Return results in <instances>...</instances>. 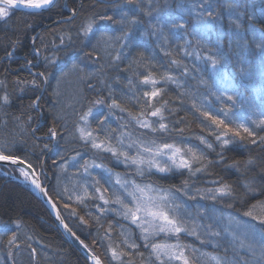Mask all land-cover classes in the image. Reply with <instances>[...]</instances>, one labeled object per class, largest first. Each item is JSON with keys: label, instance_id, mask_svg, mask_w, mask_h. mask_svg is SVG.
<instances>
[{"label": "trees", "instance_id": "1", "mask_svg": "<svg viewBox=\"0 0 264 264\" xmlns=\"http://www.w3.org/2000/svg\"><path fill=\"white\" fill-rule=\"evenodd\" d=\"M59 2L61 5H67L63 12L60 9H52L38 15H28L26 12L14 10L7 22H0V98L7 95L10 101L8 105H3L0 99V144L13 139L23 144L20 155L23 156L27 152L42 182L47 183L45 172L50 176L49 185L53 188L62 178L69 181L70 168L74 165L72 157H75L81 165L85 162L103 165L102 168L108 173L102 177L107 178L109 182L105 183L100 177L99 186L102 191L109 189L104 192L109 198H113L111 193L120 186L111 179L113 175L119 176L122 180L131 179L135 183L152 184L154 188L164 192L171 190V194L176 195L183 205L180 211L183 212L187 208L191 211L192 223L187 226L189 228L196 226L199 233V238L196 235L182 233L179 242L189 244L194 249L198 248L201 252L210 255H225L224 246L227 240L223 236H206L205 229L212 224L214 231H222L228 226L229 217L246 221L249 218L244 217L243 212L250 204L258 200L264 201V194L260 192V186L264 185V179H262L264 149L251 145L247 141L241 143L239 138H236L238 141L236 144L222 146L210 132L209 127L205 126L210 125L211 122L206 121L202 124L203 118L192 105L193 102L197 105H210L214 110L228 107L227 104L217 100L216 96L201 83V79L208 81L209 85L213 83L212 69L205 61L197 59V55L206 56L209 48L214 50L218 37L222 38L224 49L228 51V43L233 32L236 31L235 26L230 23V16L231 19L237 20L242 28H248L247 15L241 17L235 8L225 7V0H203V5L202 0H142L144 11L136 13L140 23L125 26L129 32L127 41L114 42L109 46L100 40L102 34L97 33L96 38L91 40V44L85 47L90 38L83 36L81 31L83 24L94 18L97 25H111L112 30L104 35L113 38L123 35L122 26L119 23L101 21L99 16L109 15L116 21L123 15L122 9L126 11L132 6L127 4V0L110 4L95 0H59ZM229 2L238 5L240 10L254 13L257 27L264 28V15H261L264 0H229ZM209 3L213 13L218 15L215 27L207 32L198 31L194 35L191 34L194 28L199 27L196 24V14L202 12ZM73 8L77 9L74 21L51 25L57 19L68 18ZM149 10L151 15H146L145 13ZM157 14L161 16L162 21L169 16L186 21L190 34L184 36L181 33L180 38H177L172 35L173 30L165 23L162 33L157 32L156 35H152L151 23L155 22ZM204 15L205 21L211 23L207 13ZM128 18H131V14ZM245 37L251 41L250 35L245 34ZM121 43L125 46L121 47ZM242 44L243 40H241ZM238 47L234 44L233 52ZM249 47L248 56L254 59L257 50L251 43ZM165 51L169 55H165ZM8 52H12L13 55L8 56ZM117 53L121 54L120 60L115 59ZM52 60L56 63H49ZM172 60H177L178 63L172 64ZM28 61H31V64H28ZM72 64L83 69L78 73L79 75H85L88 72L94 74L91 80H85L82 84L75 83L73 87L77 90L73 98L68 99L65 95L66 91L61 97L60 93L56 95L57 90L60 92V88H63L65 84H62V81L58 86L55 82L63 76L70 77L72 81L77 80L75 73L65 75ZM233 66L230 65V68ZM31 70L45 75L35 76ZM149 73L158 81L155 88L161 90L160 96L154 98L152 102L162 107L166 117L165 122L170 129L168 133H152L140 128L135 121L129 122V112L133 116L140 115L146 99L143 98V91L146 88L150 91L153 87L141 83L144 75ZM168 76L172 77L171 81L167 79ZM45 79H47L46 84ZM33 80L40 85L39 89L33 88L31 83ZM234 86H239L241 92L255 97L254 109L248 108L247 105L241 109L238 103L233 110L241 117L238 122L255 128L252 121L264 119L262 114L264 113V103H262L264 97L260 93L259 77L257 76L255 88H246L240 84L239 80L234 82ZM37 96L40 97L39 107H29ZM112 97L126 109L124 112L115 110L109 117L114 131L118 130L124 142L123 150L130 155H136L135 146L129 149L127 145L137 137L148 141L155 139L158 144L175 143L177 147L185 149L193 147L198 152H203L204 159L196 162L194 167H206H203L201 172L190 175L186 170L175 169L162 174L155 168L149 171L145 166L144 174L139 175L134 165L123 162V157H120L118 161L110 153L93 149L78 138L73 139L74 125L82 112H86L89 107H94L92 102L96 99H104L107 105L111 103ZM101 107L107 114L109 109ZM36 109L43 114L40 115ZM54 115L61 117L56 124L53 122ZM95 115L97 113L94 107V115L89 117V123L93 129H96L97 125ZM17 117L20 119L17 120ZM145 118L149 121L157 119L151 116ZM221 118L224 117L221 116ZM106 124L109 125L107 121ZM52 127H56L59 134L49 140L48 130ZM33 129L36 130L34 136H39L38 138L42 140L34 141ZM177 129H183V131H177ZM257 131L259 135H264V132L258 129ZM76 136L78 137V133ZM200 138L211 143L212 148L202 144ZM34 142L37 147L33 153ZM45 142L48 143V148H45ZM53 143L54 146L51 148ZM248 160H252L253 164L245 168L244 164ZM237 161L240 162L239 168L230 167ZM60 165H67V171H62ZM16 172L8 167L0 166V225H7L9 229L15 230L19 237L17 241L19 248H10L7 240L11 238V231L7 234L0 232V264H88L64 239L45 207H42L37 197L31 193L27 182H21L24 179L16 175ZM97 173L99 177L100 173ZM79 178L82 180L87 178L88 181L97 179L91 171L81 172ZM225 183L233 186L235 193L233 197L218 198L216 201L208 198L200 199L201 195H209V190H215ZM250 183L257 186L256 191L245 196V185ZM112 188L115 189L112 190ZM178 188L185 189L197 198L188 199L183 192L175 191ZM50 196L53 201L61 199L55 192H51ZM89 196L98 197L99 195L89 191ZM75 199L76 197L72 196L71 200L61 201L58 204L61 215L72 232L83 239L91 251L100 256L104 264H108L111 259V253L106 251L109 244L126 250L122 244L121 231L127 234L130 241L140 245L136 250L127 249L130 256L123 257V260L132 259L135 264H151L154 257H150L149 248L143 247L144 240L140 238L141 232L134 225L130 226L129 221L117 215L118 205H104L99 199H87L85 207L83 204L75 203ZM64 202L70 205L68 209L62 206ZM97 205L109 211L101 215L97 211ZM71 208H76L79 216H83L87 223L81 224L78 216L70 215ZM98 217L103 224L102 228L96 223ZM16 223H20L19 229L16 228ZM109 224L112 225L110 239L105 238V231L108 230ZM155 240L159 241L158 238ZM216 242H219L220 247L215 246ZM33 248L36 250L35 257L31 255ZM135 252H143L144 255L141 257L134 254ZM228 255L231 256L230 251ZM112 264L117 262L113 261Z\"/></svg>", "mask_w": 264, "mask_h": 264}, {"label": "snow or ice", "instance_id": "2", "mask_svg": "<svg viewBox=\"0 0 264 264\" xmlns=\"http://www.w3.org/2000/svg\"><path fill=\"white\" fill-rule=\"evenodd\" d=\"M127 4L131 5L126 11L121 10L123 15L119 20L114 21L112 16L109 15H100L99 19L101 21H112L113 23H119L122 26L123 35L111 36L104 35L108 31H111V25L101 24L97 25L96 20L93 18L88 21L86 24L81 26V31L84 37L90 38L87 47L91 44V40L96 38L97 33H101L100 40L105 44L111 46L114 42L127 41L129 32L126 25H136L140 21L136 18V13L143 12L144 6L142 0H127ZM203 5V0H202ZM225 7L233 9L235 8L239 16L247 15L249 21L248 28H242L241 24L234 19H231L230 23L235 26L236 31L233 32L232 37L228 43V51H225L222 38L218 37L214 50L209 48V52L206 56L197 55V59H202L207 64L211 66L213 83L208 84V81L201 79V83L209 89L211 94L215 95L217 100H220L222 103L228 105L226 109L214 110L211 106H205L203 104L197 105L193 102V109L199 112L202 124H205L206 121H210V125H205L209 127L210 132L215 136V139L220 142L222 146H227L229 144H236L238 141L236 138H239V142L250 143L255 145L258 148L264 149V135H259L257 129L260 132H264V119L253 120L252 123L255 125V128L250 127L246 123H240L238 120L239 117L233 110L239 106L241 109L245 108V105L248 108L255 107L254 100L255 97L249 96L246 92H241L239 86H234V82L239 80L241 85L246 86V88H255L257 86V76L259 77V89L262 97H264V28H258L255 22L256 17L252 12H246L240 10L238 5L230 3L229 0H225ZM67 5H61L59 0H0V21L7 22L14 10H27L26 14L28 15H38L44 11H51L52 9H60L63 12V9ZM196 7V5H193ZM83 10V6H81ZM205 13L211 18V23L205 21ZM131 14V18L129 17ZM146 15H151V11L145 13ZM77 15V9H71V15L68 17L66 23H71L74 21ZM261 15H264V9L261 11ZM196 24L199 26L193 29L195 34L198 31L207 32L210 29L215 27V22L218 20V15L214 14L211 10V4L209 3L207 7H204L202 12L196 14ZM167 23L169 27L173 30L172 35L180 38L181 33L184 36L189 35L187 22L182 19H177L175 17L169 16L166 20L162 21L159 14L155 17V22L151 23V28L153 29L152 35H156L157 32L162 33L163 25ZM78 34H80L78 32ZM245 34L251 36V41H248L245 37ZM241 40L243 44L241 45ZM199 43V41H198ZM252 44L257 50L254 56V59H250L248 53L250 52L249 44ZM238 45V49L233 52V45ZM121 47H124L125 44L121 43ZM8 56L13 55L12 52L7 53ZM86 55H91V53H86ZM165 55H169L165 51ZM235 57V59H233ZM47 59V58H46ZM116 60L121 59V54L117 53ZM31 64V61L27 62ZM49 63H56L55 60L49 61ZM172 64H177V60H172ZM230 65H234L230 68ZM83 69L76 64H72L68 68L65 75L72 72H82ZM38 76H44V73L37 74ZM169 81L172 80L171 76H168ZM34 89H39L40 85L36 84V81L32 82ZM44 83H47L45 79ZM141 83L145 86L152 85V89L149 91L147 88L143 91L144 100L143 108L141 109L139 116H133L129 112V122L135 121L136 124L143 129L148 130L152 133H168L170 131L168 123L165 122L166 117L163 114L162 107L157 106L156 103L152 101L154 98L160 96L161 90L155 88V85L158 81L149 73L144 75ZM59 84V81H58ZM215 88V91H213ZM56 95H59L57 90ZM3 105H8L10 103L9 97L7 95L2 98ZM40 97L37 96L36 100L29 106L32 108L39 107ZM230 102V103H229ZM97 115L94 119L97 121L96 129H93L89 123V117L94 115V107H89L86 112H82L78 120L74 125L73 139H79L85 145H90L91 148L110 153L113 157H116L119 161L120 157H123V162L135 166L136 173L139 175L144 174V167L147 166L148 170L151 171L153 168L159 173L167 174L175 170H186L190 175H194L203 170V167H194L196 162H200L204 159L203 152H198L193 147L181 148L177 147L175 143L161 142L157 143L155 139L150 141L143 140L137 137L132 139L131 142L127 145V148L131 149L133 146L136 148V155H130L127 151L118 150L117 148L111 145L112 136H105V140H100L99 135L105 133L108 125L106 121L109 120V117L112 116L115 110L120 112L126 111L122 108L120 102L112 97L111 103L105 104L104 99H96L92 102ZM166 103V102H165ZM264 103V100H262ZM109 109L108 113L105 114L103 107ZM230 112L232 113L230 115ZM264 114V113H262ZM151 116L156 117L154 121H149L145 117ZM223 116L224 118H221ZM103 117V119H101ZM17 120L20 118L17 117ZM31 118L29 117V120ZM61 117L59 115L53 116L54 124L58 123ZM227 121V122H226ZM82 122V123H81ZM35 129L32 130L33 136ZM177 131H183V129H177ZM78 133V137L76 136ZM56 127H52L48 130L49 140L58 135ZM36 138L34 136V141ZM105 141H108L107 143ZM117 141L120 145L123 146V140L117 138ZM43 142V141H42ZM200 142L205 144L208 148H212V144L208 141L200 138ZM45 148H48V143H44ZM23 144H19L15 139L12 141H4L0 144V165L7 166L10 169L19 172V175L24 177L25 182L34 187L39 193L43 194L45 197H48L47 202L51 205L53 212L55 213L56 219L63 224L65 229L69 231L76 240L79 241L80 246L86 250L88 253L87 258L91 259L93 264H104V261L101 260L100 256H97L94 252L91 251L88 244L84 242L83 239H80L75 232H72L68 228L67 224H64V221L61 216V212L58 210V204L61 201L71 200L72 196L76 195L75 203L83 204L85 207V201L87 199H99L104 205L115 204L119 208L117 210V215L121 216L124 220L130 222V226L134 225L141 232V237L144 240L143 247L150 249V257H154L151 261V264H195L189 254H187V247L179 242L180 235L183 233L185 235H196L199 238V233L197 232V227L193 226L189 228L185 220L186 211L182 213L180 211L182 205L177 203V196L171 194V190L168 192H162L151 185L141 186L134 182L128 180H122L121 178L116 179V184L120 185V190L113 192L114 198H109L105 196L104 192L109 189L101 190L100 187H95L94 191L99 193L98 197L89 196L88 187L83 188V194L75 192V186H73V191L70 192L67 187H64L62 190L59 188V183L55 188L52 186H45L40 179V176L37 175L36 166L33 164L32 160L28 158V153L25 152L24 155H20V149L23 148ZM37 145L35 142L32 145L33 153L36 150ZM166 157V162L161 163V159ZM73 161H76L75 157H72ZM55 164L56 161L54 160ZM253 161L248 160L244 167L247 168L249 165H252ZM75 166V164L73 165ZM93 167L102 168L103 165L93 164ZM62 171H67V165L59 166ZM85 172L88 171L89 165L87 162L83 165ZM230 167L239 168L240 162H234ZM107 171V170H106ZM7 174V173H5ZM43 175V173H41ZM89 175H91L89 173ZM264 179V177H262ZM57 180L59 177L57 176ZM105 183H108L106 180ZM187 183V182H185ZM218 183V182H217ZM95 185L100 184V180H94ZM256 185L254 183L245 185V193L247 196L248 193L256 191ZM177 193L183 192L188 196V199L195 200L196 195L188 193L185 189H175ZM51 192H55L56 196L60 197V200L53 201L50 196ZM199 193V190H197ZM261 194H264V185L260 186ZM157 193V194H153ZM234 188L232 185L227 183L222 184L220 187H217L215 190H209V195H201L200 199H211L216 201L218 198L224 197H233ZM65 209H68L70 205L67 202H64L62 205ZM97 211L103 215L108 212L109 209L102 208L97 205ZM199 215V213H197ZM70 215L78 216L81 224H86L87 221L83 216H79V213L76 208H71ZM243 216L249 218L246 221H241L235 217H229L228 226H226L222 231H214L213 225L209 224L205 229V235L209 237H221L223 236L227 240V244L224 246L225 255H210L204 254L207 259L213 264H264V201L258 200L256 203L250 204L246 211L243 212ZM100 227H103V224L100 223V218H97L96 221ZM21 227L20 223H16V228ZM112 225L109 224L108 230L105 231V238L110 239V230ZM11 231V238L7 240V245L11 247L19 248L18 244V234L15 230H11L7 225H0V232L7 234ZM164 234L168 237H176V243L168 242H158L155 240V237ZM91 235V233H89ZM120 236L123 237L122 244L124 249L121 250L119 246L112 247L111 244L107 246L106 251L111 253V259L108 261V264H112L113 261H116L117 264H135L132 259L127 261L123 260V257L130 256L127 249L136 250L140 247L134 241H130L127 238V234L121 231ZM31 239V237H29ZM203 242V241H202ZM216 247H220L219 242H216ZM31 247V245H29ZM229 251L231 256L228 255ZM134 254L140 255L143 257V252H135ZM31 255L35 257L36 250L33 248Z\"/></svg>", "mask_w": 264, "mask_h": 264}, {"label": "rangeland", "instance_id": "3", "mask_svg": "<svg viewBox=\"0 0 264 264\" xmlns=\"http://www.w3.org/2000/svg\"><path fill=\"white\" fill-rule=\"evenodd\" d=\"M1 22V21H0ZM72 73H75V76H77L76 77V81H72L71 80V78L70 77H66L65 78V76H63L62 77V84H65V85H63L64 87L63 88H60V97H61V95H64V92L66 91V97H68V99H72L73 98V96H74V94H75V91L77 90L76 88H74L73 86L75 85V83H79V84H82L85 80H91L92 79V75L94 74L93 72L92 73H86L85 75H83V74H78V73H76V72H72ZM59 86V85H58ZM67 89H66V88ZM73 87V88H72ZM77 96V95H76ZM108 123H109V125H108V127L106 128V130H105V133H103V134H100L99 135V139L100 140H105V136L107 135V136H112L113 137V139L111 140V145L113 146V147H115V148H117V146H118V149H120V150H123V148H122V145H120L119 143H118V141H117V138H119V139H121L120 138V136H119V132H118V130H116V132L114 131V129H113V125L110 123V121L108 120L107 121ZM106 143L108 142V141H105ZM121 146V147H120ZM125 151V150H124ZM166 157H164V158H162L161 159V163L163 164V163H165L166 162ZM74 164H75V166H71V168H70V174H71V177L69 178V181H67V179L66 180H64L63 178L60 180V182H59V185H61L60 187H62V188H64V187H67L68 189H69V191L70 192H72L74 189H73V186H75V192L76 193H80V194H83V188L86 186V187H88V190L89 191H91V192H93L94 194H98L99 195V193H96L95 191H94V189H95V187H100L99 185H95L94 184V180H98L100 177H102L103 175H107V173H106V171L103 169V168H96V167H93L92 165L93 164H88L89 165V168H88V171L87 172H89V171H91V173H92V175L93 176H96L97 177V179H94V180H90V181H88L87 180V178L85 179V180H82V179H80L79 177H80V173L81 172H85V170H84V168H83V165H81L80 163H78L77 161H74ZM14 172H16V171H14ZM97 172H99L100 174H99V177H98V173ZM86 173V172H85ZM16 175H18V176H20L19 175V172H16ZM22 177V176H21ZM119 177V176H118ZM117 177V175H113V176H111V179L113 180V182L114 183H116V179L118 178ZM103 178V181L105 182L106 180L108 181V179L107 178H105V177H102ZM23 179H24V177H23ZM129 181H131V182H133L131 179L129 180ZM109 182V181H108ZM135 183V182H134ZM136 184H139V185H141V186H144V184H141V182H139V183H137L136 182ZM145 185H151L152 187H153V185L152 184H145ZM113 189H115V188H112V190ZM156 189H158V188H156ZM120 190V186H118V188L116 189V190H114L113 192H117V191H119ZM113 192L111 193L112 194V196H113ZM162 192H164V191H162ZM154 195L155 194H157V193H153ZM172 195H174V194H172ZM73 196H75L76 197V195L74 194ZM105 196H106V194H105ZM174 196H176V195H174ZM114 198V197H113ZM76 200V199H75ZM180 200H179V198L177 199V203H180L179 202ZM183 206V205H182ZM186 208V206L184 205V209ZM186 211V215H185V220H186V222H187V224H191L192 222H191V220H190V217H191V211H189V209L187 208L186 210H183V212H185ZM182 212V211H181ZM182 212V213H183ZM138 229V228H137ZM138 231H140L139 229H138ZM155 238H158V242H168V243H176V237H174V236H172V237H168V236H166V235H164V234H160V235H158V236H156ZM183 245H186V246H188L187 247V254H189L190 255V257H191V259L193 260V261H195V264H211V262L207 259V257L206 256H204V254H206V253H203V252H201V250H199L198 248H196V249H194L191 245H189V244H183ZM213 263V262H212Z\"/></svg>", "mask_w": 264, "mask_h": 264}, {"label": "water", "instance_id": "4", "mask_svg": "<svg viewBox=\"0 0 264 264\" xmlns=\"http://www.w3.org/2000/svg\"><path fill=\"white\" fill-rule=\"evenodd\" d=\"M17 11H20V12H27V10H17ZM70 13V12H69ZM63 21H67V19L63 20V19H60V20H57V24L59 22H63ZM2 166V165H0ZM3 167H7V166H3ZM9 168V167H8ZM38 175V174H37ZM41 179V178H40ZM23 180H21L22 182ZM42 182V180H41ZM43 183V182H42ZM28 184V183H27ZM44 184V183H43ZM46 187L47 185L44 184ZM28 186L30 187L31 189V193L37 197V199L39 200V202L41 203L42 207H45V209L47 210L48 214L50 215L51 218H53V221L55 223V225L57 226V228H59L61 234L63 235L64 239H66V241L73 247V249H75L77 252L80 253V255L83 257V259H85L87 261L88 264H93L92 260L91 259H88L87 258V255L88 253L86 252V250H84L80 244H79V241L76 240V238L69 232L65 229V227L63 226V224H61V222L59 220L56 219V216H55V213L53 212L52 210V207L51 205L47 202L48 200V197H45L43 194L39 193L34 187H32L30 184H28ZM63 219V217H62ZM64 221V224L65 223V220L63 219ZM69 228V227H68Z\"/></svg>", "mask_w": 264, "mask_h": 264}, {"label": "bare ground", "instance_id": "5", "mask_svg": "<svg viewBox=\"0 0 264 264\" xmlns=\"http://www.w3.org/2000/svg\"><path fill=\"white\" fill-rule=\"evenodd\" d=\"M95 1H97V2H102V3H106V4H110V3H116V2H119V0H110V1H105V0H95ZM68 13V12H67ZM60 19H63V20H65V19H68V18H60ZM60 19H57V20H60ZM57 21H54L51 25H53V24H57L56 23ZM63 22H65V21H63ZM60 23V22H59ZM46 27H44V29H45ZM31 73H33L35 76H38L37 74H39V72L38 73H36V72H34V71H32L31 70ZM75 77H77V76H75ZM58 81H59V84H58ZM61 82H62V78H59V80H57L55 83L57 84V85H60L61 84ZM46 84V83H45ZM44 84V85H45ZM36 111L37 112H39V114L40 115H42L43 113H42V111H39L38 109H36ZM39 136H36V138H38ZM54 146V143L52 144V146H51V148ZM50 150V149H49ZM42 172H44V170L42 169ZM44 175H45V179H47V183H45L47 186L51 183V179H50V176L49 175H47L45 172H44ZM58 210H59V207H58ZM60 211V210H59ZM50 216V215H49ZM62 216V215H61ZM51 218V217H50ZM63 219H64V217H63ZM52 220H53V218H52Z\"/></svg>", "mask_w": 264, "mask_h": 264}]
</instances>
